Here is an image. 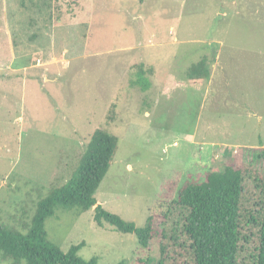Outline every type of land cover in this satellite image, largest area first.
<instances>
[{
	"label": "rangeland",
	"instance_id": "374dc122",
	"mask_svg": "<svg viewBox=\"0 0 264 264\" xmlns=\"http://www.w3.org/2000/svg\"><path fill=\"white\" fill-rule=\"evenodd\" d=\"M202 59L210 79L196 81ZM99 128L119 143L95 197L137 228L151 217L149 245L95 206H58L48 239L99 264H156L181 187L264 147V0H0V223L26 233Z\"/></svg>",
	"mask_w": 264,
	"mask_h": 264
},
{
	"label": "trees",
	"instance_id": "16d2710c",
	"mask_svg": "<svg viewBox=\"0 0 264 264\" xmlns=\"http://www.w3.org/2000/svg\"><path fill=\"white\" fill-rule=\"evenodd\" d=\"M202 59L192 63V79L209 80ZM143 68L137 83L147 89ZM119 139L99 128L91 136L72 176L42 198L26 233L0 223V253L16 264H99L85 260L79 245L67 252L50 242L45 221L58 206L85 211L95 206V219L106 221L125 233H135L149 245L151 217L144 228L124 220L98 203L95 192L107 174ZM242 166L230 158L222 170H210L202 180L189 179L176 198L168 202L160 231L156 264H264V147L244 149ZM119 264H127L122 260Z\"/></svg>",
	"mask_w": 264,
	"mask_h": 264
},
{
	"label": "crops",
	"instance_id": "0c3cea01",
	"mask_svg": "<svg viewBox=\"0 0 264 264\" xmlns=\"http://www.w3.org/2000/svg\"><path fill=\"white\" fill-rule=\"evenodd\" d=\"M219 43H221V42H219ZM214 67V66H213ZM215 68V67H214ZM212 76H214V71H212Z\"/></svg>",
	"mask_w": 264,
	"mask_h": 264
}]
</instances>
